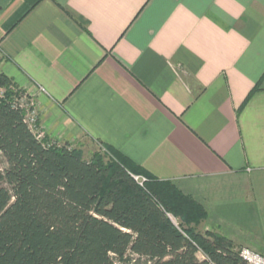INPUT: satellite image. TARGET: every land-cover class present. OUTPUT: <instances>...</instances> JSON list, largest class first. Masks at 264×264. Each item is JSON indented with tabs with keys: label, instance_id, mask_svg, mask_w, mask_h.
I'll use <instances>...</instances> for the list:
<instances>
[{
	"label": "crops",
	"instance_id": "obj_1",
	"mask_svg": "<svg viewBox=\"0 0 264 264\" xmlns=\"http://www.w3.org/2000/svg\"><path fill=\"white\" fill-rule=\"evenodd\" d=\"M0 72L44 140L114 147L264 256V0H0Z\"/></svg>",
	"mask_w": 264,
	"mask_h": 264
},
{
	"label": "trees",
	"instance_id": "obj_2",
	"mask_svg": "<svg viewBox=\"0 0 264 264\" xmlns=\"http://www.w3.org/2000/svg\"><path fill=\"white\" fill-rule=\"evenodd\" d=\"M22 94L0 72V264H249L232 240L198 228L206 209L171 180L108 144L84 158L38 139Z\"/></svg>",
	"mask_w": 264,
	"mask_h": 264
},
{
	"label": "built area",
	"instance_id": "obj_3",
	"mask_svg": "<svg viewBox=\"0 0 264 264\" xmlns=\"http://www.w3.org/2000/svg\"><path fill=\"white\" fill-rule=\"evenodd\" d=\"M16 102L25 112L24 120L28 127L35 133L38 139H43L44 134L38 129L36 124L37 118L33 109V103L23 95L16 98ZM135 179L139 183L143 180V178L138 176H135ZM239 255L249 264H264V256L249 247L241 246L239 248Z\"/></svg>",
	"mask_w": 264,
	"mask_h": 264
},
{
	"label": "rangeland",
	"instance_id": "obj_4",
	"mask_svg": "<svg viewBox=\"0 0 264 264\" xmlns=\"http://www.w3.org/2000/svg\"><path fill=\"white\" fill-rule=\"evenodd\" d=\"M99 148L100 147L97 146L94 142H89V141L85 140V142L83 144V147L81 149L82 155H83L84 158H89L91 156L92 152L97 150V149H99ZM170 217L173 220V222H175V223L177 222L176 219L173 216L170 215ZM113 264H137V263H136V261L134 259H129L127 261H122V260L115 259V260H113Z\"/></svg>",
	"mask_w": 264,
	"mask_h": 264
}]
</instances>
